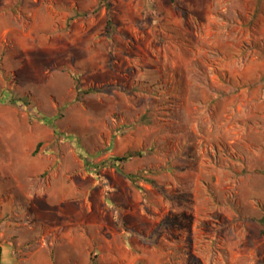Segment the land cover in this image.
<instances>
[{
    "label": "rangeland",
    "instance_id": "374dc122",
    "mask_svg": "<svg viewBox=\"0 0 264 264\" xmlns=\"http://www.w3.org/2000/svg\"><path fill=\"white\" fill-rule=\"evenodd\" d=\"M99 2L0 0L2 263L264 264V0Z\"/></svg>",
    "mask_w": 264,
    "mask_h": 264
},
{
    "label": "trees",
    "instance_id": "16d2710c",
    "mask_svg": "<svg viewBox=\"0 0 264 264\" xmlns=\"http://www.w3.org/2000/svg\"><path fill=\"white\" fill-rule=\"evenodd\" d=\"M103 2H106L107 3V7L109 9V3L107 2V0H100L99 4L90 12H84L83 14L84 15H89L91 13H96ZM113 25H114V22L112 20V17L109 15L108 16V19H107V32L108 34H112L113 32ZM83 91V93L85 94H88V93H92V92H95L97 91V89L95 88H90V89H85V90H81ZM21 99V98H20ZM29 104V102H28ZM144 155V153L142 151H138V150H129L127 152H125L123 155H115L112 157V164L115 165L118 170L120 172H123L122 168H121V165L132 160L134 157H137V156H142ZM124 173V172H123ZM133 182H137L138 181V177H140V174H133V173H129V174H126ZM260 223L263 225L264 227V215L261 217L260 219ZM0 256H1V248H0ZM97 256H94L93 259H92V264H100L97 262V259H96ZM0 264H3L2 261H1V257H0Z\"/></svg>",
    "mask_w": 264,
    "mask_h": 264
}]
</instances>
